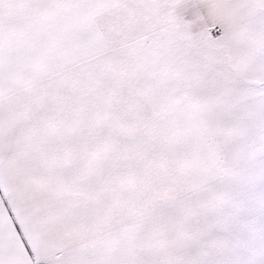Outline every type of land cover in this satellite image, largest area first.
<instances>
[{"label":"snow or ice","instance_id":"1","mask_svg":"<svg viewBox=\"0 0 264 264\" xmlns=\"http://www.w3.org/2000/svg\"><path fill=\"white\" fill-rule=\"evenodd\" d=\"M0 264H264V0H0Z\"/></svg>","mask_w":264,"mask_h":264}]
</instances>
